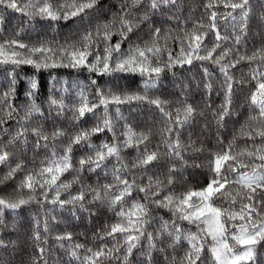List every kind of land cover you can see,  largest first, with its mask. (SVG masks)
<instances>
[{"label": "snow or ice", "instance_id": "obj_1", "mask_svg": "<svg viewBox=\"0 0 264 264\" xmlns=\"http://www.w3.org/2000/svg\"><path fill=\"white\" fill-rule=\"evenodd\" d=\"M98 0H0V7L19 12L30 19L39 17L43 20L54 22L69 21L73 18L82 17L87 10L94 9ZM223 6L231 9L226 13H218L215 8ZM211 10L208 16V23L196 22L191 31L183 32V36L172 37L170 33H164L159 27H152L149 40L140 42H128L131 34L136 32L140 26L148 22L151 16L157 12L163 13L166 10L176 9L179 12V0H123L120 9L113 14L110 20L97 23L95 26L79 33L77 39H65L59 41H43L39 43H25L19 39L8 38L0 40V66H10L7 73L10 77L8 90L0 94V105H5L7 111L0 109V132H5L2 126L7 119H12L16 109L10 102L16 95L17 69L23 65L31 66L38 74L42 70L47 71L55 68H70L77 71L83 69L89 74L100 77H113L115 74L134 75L139 73L147 76L144 82L143 94L113 91L111 87L107 90L100 87L96 79H90L88 84L79 81L71 87L76 91L78 103L67 105L63 98L57 99L50 95L47 100L48 111L55 109L56 114L62 115L66 110L71 111V120L79 124L86 114L95 116V111L103 108L102 116L91 127H78L76 131L69 134L62 128H55L52 132H45L43 126L25 127L23 124L12 135L7 144L0 142V165H7L8 171L4 180L11 179L18 172H24L26 163L18 160L11 166L10 160L14 153L9 148L15 147L17 142H28V136L35 138V147L48 148L49 142L56 141L61 137H68V142L62 148V154H58L53 144L50 155L40 162L38 168L25 172L23 179L19 182L13 193L7 196H0V226L5 225V209L15 211L22 205L37 201L43 204L48 201L51 204H59L61 207L72 205V215L76 211L88 212L92 215L86 203L107 202L116 220L110 225H105L103 232L98 234L100 240L110 238L109 244H102L99 248L85 249V255H78V250L84 248L81 244L69 245L72 249L69 255L80 261V264H111L113 260L118 264H131L129 258L134 256V250L141 246L142 239L147 240V250L141 255L145 257L143 264H152L153 251L167 252V249L176 250L187 241L188 247L183 255L172 257L171 264H203L204 253L207 248L210 253V264H256V246L264 242V144H253L251 149L245 148L236 152L230 144L224 151L214 153L209 162L212 176L207 186L201 189H188L179 194L168 193L161 196L167 185L174 182L173 173L177 171L172 165L168 169L165 180L159 177H148L147 183H137L136 177L132 174L133 169L146 168L153 162L158 161L161 155L169 159L175 158L187 164L184 160L183 151L187 146L179 139V129L175 126H183L192 117L195 109L190 104H185L182 109H176L175 118L173 113L166 111L167 101L159 98H150L148 90L156 87V81L165 69H171L175 65H191L194 60L208 61L219 66V71L224 77V102L219 112L215 113L217 124H222L225 117L232 114V95L234 84L255 82V89L248 97V104L252 110L247 118L248 126L243 131L248 139L253 141L260 138L264 141V48L257 49L251 55L241 54L236 45L241 43L242 35L221 34L217 27V18L227 21L238 22L241 34L247 32L248 18L250 13L249 0H209L204 5ZM239 10V16L234 13ZM173 15L170 19H178ZM3 16H0V23ZM151 27V26H150ZM235 24L233 31H235ZM209 33H214V40L211 47L204 43ZM119 39L113 43V36ZM169 39L179 40L181 48L179 53L173 57L170 49L167 48ZM139 40V38H138ZM231 40L232 47H226L224 42ZM161 41L164 43L162 44ZM127 43V47L122 45ZM219 50V51H218ZM167 52L168 59L161 61L162 53ZM203 53V54H202ZM234 58H230L233 57ZM259 61V63H256ZM242 62L250 65L247 74H243L241 80L236 81L230 74L231 69ZM256 63L255 67H251ZM205 78L212 75L207 67L203 68ZM247 77V79L244 78ZM122 76H115L118 81ZM53 79H55L53 77ZM66 83V82H65ZM206 90L212 89L211 83H205ZM41 81L36 75L28 78L25 97L30 100L27 112L23 120L30 121L34 115L44 116L40 104L36 103L37 95L40 92ZM89 88L94 89L89 98ZM68 87L64 92H68ZM132 101L147 102L155 105L163 117L167 119L166 126L162 132L163 147L162 154L160 146L156 150H148L145 147L143 153L129 164L124 162L121 151L124 148L139 146L149 139V133H136L126 126L123 133L125 139L121 142L114 131L113 119L109 112L110 105H117L115 112L118 118L120 108L124 103ZM182 112V116H181ZM18 123H20L18 121ZM168 124L172 126H168ZM109 131L113 133V142H101L93 144L91 139L98 133ZM176 132V138L172 139V133ZM167 133V135H165ZM85 145L89 154L81 156L72 163L73 147ZM202 151V149H194ZM247 162H245V159ZM115 159L116 164L112 168V183H106L99 188H91V201L86 200V193L82 187L75 195H70L67 200L61 199V191L67 192L73 184L80 183V174L87 170L95 172L97 169L106 168V161ZM259 161V163H257ZM75 173L70 181H63L61 177L65 173ZM132 174V178H129ZM230 176L232 178H230ZM3 183V180H0ZM27 190L28 195L22 194ZM143 193L140 200H132L126 206V202L132 198L133 193ZM49 193H52L49 200ZM38 196L42 200H38ZM216 200L221 201L217 205ZM156 208L168 209L174 219L171 221L160 220V227L156 233L148 231V226L156 221L152 216L149 205ZM78 205V209L77 206ZM224 205H227L226 207ZM54 220L55 217H52ZM186 221L195 225L196 232H185L179 222ZM49 231L48 223H44V232ZM38 244L42 240L37 229L32 237ZM167 238L168 243L164 248H157V242H163ZM57 241H71L73 234L66 232L55 237ZM0 247H7L5 241L0 240ZM60 247H64L63 243ZM45 248L38 246V261L44 260ZM123 252L121 256L120 253ZM34 264L36 262L34 261Z\"/></svg>", "mask_w": 264, "mask_h": 264}, {"label": "trees", "instance_id": "obj_2", "mask_svg": "<svg viewBox=\"0 0 264 264\" xmlns=\"http://www.w3.org/2000/svg\"><path fill=\"white\" fill-rule=\"evenodd\" d=\"M59 0H53L57 3ZM209 0H179L180 9L166 10L163 13L157 12L151 16L148 22L143 23L140 28L130 35L128 42H140L150 39L152 27H159L164 33H170L172 37L183 36V29L185 32L191 31L193 25L200 21L204 24L208 23V16L211 10H207L204 5ZM123 0H98V4L94 9L87 10L82 17L73 18L69 21H49L43 20L39 17L30 19L27 16L11 9L0 7V16H3V22L0 23V40L15 38L25 43H39L43 41H59L63 42L65 39H77L80 32L95 26L97 23H102L110 20L113 14L120 9ZM250 13L248 18L247 32L241 34L239 31L238 22L232 21L229 18L227 21L217 18V27L221 34L242 35L241 43L236 45L241 54L251 55L254 51L264 48V0H249ZM218 13H226L231 9H225L222 5L218 8L212 9ZM173 15H177L178 19H170ZM234 15L239 16V10ZM235 24V31L233 25ZM151 26V27H150ZM139 38V40H138ZM119 36L114 35L112 42L115 43ZM214 40V33H209L205 38L204 43L208 47L212 46ZM163 44L164 42L161 41ZM226 47H232L231 40L224 42ZM126 48L127 43L122 45ZM167 48L171 50L173 57H175L181 48L179 40L169 39L167 41ZM219 51V50H218ZM203 54V53H202ZM230 58H234L230 57ZM161 61L168 59L167 52L162 53ZM256 63H259L257 61ZM256 63L251 65L255 67ZM207 67L212 75L205 78L203 68ZM11 70L10 66H0V94L8 90L10 77L7 73ZM250 70V65L242 62L235 68L231 69V75L236 81L241 80L243 74H247ZM17 84L16 95L11 98L10 102L16 109V113L12 119L6 118V123L2 126L7 129L5 132H0V142L7 144L10 137L15 134L17 129L23 124L25 127L43 126L45 132H52L55 128H62L69 134L76 131L78 127H91L97 121V118L102 116L103 108L95 111V116L91 113L86 114L85 118L77 124L71 120V111H65L62 115H57L55 109L49 114L47 100L50 95L57 99L63 98L65 104L73 105L78 103L76 91L79 89H72V85L77 81L88 84L90 79H96L100 87L107 90L109 87L113 91H127L143 94L144 82L147 76H141L139 73L134 75L129 74H115L113 77H100L95 74H89L86 70H75L70 68H55L47 71L36 73L29 65H23L17 69ZM36 75L41 81L40 92L37 95L36 103L40 104L44 111V116L34 115L30 121L25 122L23 118L30 104V100L25 97L24 93L27 91L28 78ZM115 76H122L119 79V87H115L117 81ZM53 77L55 79H53ZM247 79L246 76H244ZM66 82V83H65ZM205 83H211L212 89L206 90ZM224 77L219 71L218 65H213L208 61L194 60L191 65L184 64L175 65L171 69H165L156 81V87L148 90L150 98H159L168 103L165 105L166 111L173 113L175 118L176 109L181 108L185 104H190L195 109L193 117L182 127L177 125L179 129V139L187 146L183 151L186 165L182 166V162L175 158L169 159L166 155H161L158 161L153 162L146 168L133 169L132 174L135 175L137 183H147L148 177H159L165 180L168 169L175 165L177 171L173 173L174 182L172 185H167L161 193V196L168 193L179 194L186 192L188 189H201L207 186L210 179L213 178L209 162L213 158L214 153L224 151L230 144L233 150L239 152L242 149H251L253 144H264L260 138L255 141L248 139L243 135V131L248 126L247 118L252 111L248 104V97L255 89V82L234 84L232 95V114L225 117L222 124H217L215 113L219 112L220 106L224 102ZM68 87V92H64V88ZM89 98L92 99L91 93L94 89L89 88ZM117 105H110L109 112L113 119L114 131L119 141H123L126 131V126L130 127L134 132L149 133V139L144 144L124 148L121 151V156L125 163H131L139 153H143L145 147L148 150H156L157 145L160 146V151L163 154L165 149L163 147L162 132L166 126L167 119L162 116L155 105H150L147 102L132 101L119 105L120 115L118 118L115 112ZM0 109L7 111L5 105H0ZM2 114V113H0ZM182 116V112H181ZM18 121L20 123H18ZM168 126H172L168 124ZM167 135V133H165ZM172 139L176 138V132L172 133ZM68 142V137H61L56 141L49 142L48 148L35 147V138L28 136V142H17L15 147L9 148L14 155L10 160L11 166H14L18 160H23L26 163L24 172H18L14 177L4 180L8 171L7 165H0V196H7L13 193L17 188L19 182L23 179L25 172L38 168L40 162L46 159L52 149L53 144L58 154H62V148ZM91 142L99 145L101 142L112 143L113 133L105 131L98 133L92 137ZM194 149H202L196 151ZM89 154V150L85 145L81 144L73 147L72 163L76 162L81 156ZM245 162H247L246 158ZM259 163V161H257ZM107 167L97 169L95 172H88L85 170L80 174V183L73 184L67 191H61V199L67 200L70 195L77 194L83 187L86 193V200L91 201L92 196L89 191L91 188H99L106 183H112V168L116 164L115 159L106 161ZM129 174V178H132ZM75 173H65L61 180L70 181ZM230 178H232L230 176ZM25 198L28 195L25 189L22 193ZM52 193H49V200ZM143 193H133L131 199L126 202V206L132 203V200H140L144 202L141 197ZM43 198L38 196V200ZM217 205L221 201L216 200ZM225 207L227 205H224ZM78 209V205L76 206ZM86 208H90L92 215L88 212L77 210L76 219L73 215V206L65 205L61 207L59 204H51L45 201L43 204L37 201H32L29 204L22 205L19 209L12 211L5 209L4 219L6 226H0V240L5 241L7 247H0V264H44L43 261H38L37 257L38 246L45 248L46 252L44 260L47 264H80V261L69 255L72 250L69 245L81 244L84 248L78 250V255H85V249H97L102 244H109L111 246L110 238L100 240L98 234L103 232L105 225H110L115 222L116 217L114 213L109 210L107 202L101 204L86 203ZM149 209L156 221L148 226V231L156 233L160 227V220L171 221L174 219L168 209L156 208L155 205H149ZM52 217H55L53 220ZM37 221H39V231L41 232L42 240L39 244L32 238L34 230L37 229ZM47 221L49 231L44 232V223ZM185 232H196L195 225L189 224L186 221L179 222ZM66 232L73 234L71 241H57L55 239L58 235H63ZM63 243L64 247H60ZM168 240L165 238L163 242H157V248H164L167 246ZM147 240L142 239L141 246L134 250V256L130 257L131 264H143L145 257L141 253L147 250ZM188 247L187 241H183L181 246H178L175 251L167 249V252L153 251L152 264H171L172 257L183 255L184 250ZM123 255V252L120 253ZM204 258L203 264H210V253L207 248L202 253ZM111 264H118L113 260ZM256 264H264V242L256 246Z\"/></svg>", "mask_w": 264, "mask_h": 264}]
</instances>
